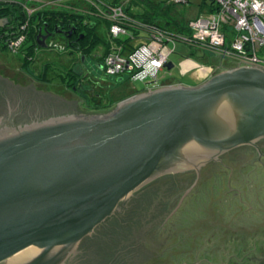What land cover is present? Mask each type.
<instances>
[{"label": "water", "instance_id": "obj_1", "mask_svg": "<svg viewBox=\"0 0 264 264\" xmlns=\"http://www.w3.org/2000/svg\"><path fill=\"white\" fill-rule=\"evenodd\" d=\"M81 114L0 134V264H65L145 185L253 145L264 136V69L148 91L109 120Z\"/></svg>", "mask_w": 264, "mask_h": 264}, {"label": "flooded vegetation", "instance_id": "obj_2", "mask_svg": "<svg viewBox=\"0 0 264 264\" xmlns=\"http://www.w3.org/2000/svg\"><path fill=\"white\" fill-rule=\"evenodd\" d=\"M57 26L58 25L55 26V29H52L53 26L51 24L49 28L39 29L37 34L39 39H36V36L35 45L33 47H27L31 43L26 44V37L24 41L17 46V50L12 52L9 48V44L17 32L16 25L4 17L0 18V73H2L5 78H0V134L8 132L11 134V132L20 131L26 127L36 125L37 122L45 118H47V120L43 122L57 120L59 119L57 115L61 112L72 113V115L66 116V118L75 117L78 113V108L85 111L81 114L83 119L86 118L90 120L98 118L109 120L118 114L120 102L138 95V93L136 94L130 91L125 85V82L123 88L118 89L122 84L116 85L111 81L109 85H106L104 79L101 77V81L98 77V83L95 84V87L99 85L97 92L109 93L114 99L123 95H127L128 97L109 107H102L99 103H93L92 100L94 98L100 99L102 94H91L94 88L89 87L88 74L94 73L90 70L89 65V63L94 64L93 59H91L92 56L91 58L88 57L81 61V67H79L81 74L77 79L80 85L78 89L69 87L71 81L66 82L64 85H59L56 77L57 71L51 70L52 68L56 69V66H53L50 62H54L57 57H61L66 60L67 66L70 67L74 63V59L80 54L83 55L84 52L79 47V41L83 39L82 37L80 38V36H82L81 34L79 40L78 38L76 40L75 34L77 32L74 28L66 26H60L58 28ZM44 36H47L46 40H44L46 47L42 48L39 46L38 42L42 41V37ZM76 44H78V46H76ZM11 58H13V60H10ZM47 62L52 66L50 65L51 67L49 66L50 68L47 69L48 71L44 73V79L47 81H43L41 71L44 63L48 64ZM183 62L180 66L181 72L184 74L187 72L184 71L185 67L182 66ZM221 65L214 63L212 56L205 55L203 64L197 63V66H203L208 70L200 73L197 68H193V70L189 71H195L192 74V77L197 82L195 85L185 86L180 83H174L163 86L181 85L185 88H197L206 83L214 75L225 70H231L223 69ZM216 66H219L221 69L219 70ZM163 70L167 69L165 68ZM13 78H15V81L11 80ZM106 80L107 79H105V81ZM116 89H118V91ZM151 90L153 91L155 89ZM55 117L57 118L54 119ZM249 165L252 167L251 171L256 170L258 172L255 173V175H264V136L257 139L253 145H242L222 153L219 155L218 160H211L203 164L198 172L194 169H189L171 176L184 179L192 178L194 180V186L197 187L210 185L215 188L220 187V189H228L230 186L231 188L242 190V187L246 184L245 180L247 179H245L243 170ZM194 186L192 185L191 189H193L192 187ZM144 189L137 194H142ZM124 201L119 203L115 212L105 222L99 224L92 233L85 236L77 244L73 251L67 254L65 264L133 263L135 257L139 256V253H128L127 250H120L118 247L114 249L118 239L115 240V236L106 230L109 227L107 224L109 219L113 217H122L123 211L126 210L125 207L129 200L126 202ZM169 217L170 216H168V218ZM131 235H133V233H131ZM130 241H134L132 236L130 237ZM119 242H121V240L118 241V243ZM145 243L146 242L143 244ZM133 247L134 246H132V248ZM111 249H114L113 253H110ZM163 263L162 261L158 264Z\"/></svg>", "mask_w": 264, "mask_h": 264}, {"label": "rangeland", "instance_id": "obj_3", "mask_svg": "<svg viewBox=\"0 0 264 264\" xmlns=\"http://www.w3.org/2000/svg\"><path fill=\"white\" fill-rule=\"evenodd\" d=\"M120 1L126 2V4L130 2V6L134 10L140 11L143 9L145 0ZM149 1L165 8L181 22L187 23L204 14L203 7L205 3L202 0H188L187 3L174 5L169 0ZM9 48L12 52L17 50V47ZM166 48L169 52H174L168 58V61L172 62L174 67L171 70L160 71L156 82L152 78L145 81L125 79V85L130 91H136L139 92L138 95H144L149 90L159 88L162 85L180 83L187 86L197 83L192 77L195 71L183 74L180 64L186 58L193 59L198 64H203L204 54L209 55L210 52L203 54L199 50L194 51L185 44L175 41L168 42ZM10 60H13V58ZM56 61L57 59L54 62ZM89 65L90 70L102 76L104 80L107 79L106 83L115 80V78L105 77L100 67L96 64L89 63ZM76 70H80L79 66H77ZM0 78H4L2 73H0ZM11 80L15 81V78ZM122 88L123 85L118 89ZM118 89L116 90L118 91ZM73 97L76 98L75 96ZM110 97L109 93H107V98L110 99ZM78 111L85 112L81 108H78ZM251 168L249 165L243 170L245 179H247L242 190L229 186L230 188L228 187V189L224 188V191L227 190L226 192L221 189V192H218L219 195L217 192L214 194V191H212L209 197L215 198L216 196L215 201L207 202V205L202 207L201 203L198 204V201H202V198L199 196L190 198L189 202H195L194 205L189 203L188 208L183 209L182 213L188 212L192 216L189 219V215L184 214L182 217L177 218L181 220L179 222L180 226L183 225V229L187 227L190 232L184 242L168 241L165 244L161 239V241H156L152 230L158 225L160 220L155 223L151 220L143 219L135 240V243H139V245H135L133 249L132 247L130 249L133 252L135 251V253H141L138 257H135L132 264H158L162 261L164 264H264V175H255L258 172L256 170L251 171ZM168 177L170 176L166 175L160 180ZM147 186L148 184L136 191L124 202L129 200L127 202L129 204L131 200L138 196L137 193ZM207 186L212 188L210 185ZM191 220L196 221L193 228L189 226L192 225ZM167 230L168 228H166L165 232ZM144 242L150 243L151 247L146 249L143 246ZM129 247L128 244L127 251H129ZM171 252L172 254L186 253L188 255L183 256L181 254L182 256L173 258L169 256Z\"/></svg>", "mask_w": 264, "mask_h": 264}, {"label": "trees", "instance_id": "obj_4", "mask_svg": "<svg viewBox=\"0 0 264 264\" xmlns=\"http://www.w3.org/2000/svg\"><path fill=\"white\" fill-rule=\"evenodd\" d=\"M104 1L113 5H119L121 3L120 0ZM171 4L174 5L175 3ZM125 11L131 18L137 20L138 23L147 25L149 26V28L133 26L129 28L130 32L132 33L131 38H112L109 34L108 22L106 20L98 18L96 15H85L77 12L66 13L47 9L36 12L32 16L27 17L22 9L15 4L9 5L0 3V18L4 17L8 21L16 25L17 32L14 36H17L19 34L20 25L23 22L28 21L26 44H31H29L27 47H33L35 45V38L38 34L39 29L46 27L49 28L51 24L53 26L52 29H55L56 25H58V28L60 26L74 28L77 32L75 34L76 40L77 38L79 40L80 34L82 35L83 39L79 41V47L84 53L83 55L80 54L78 57H76L74 59V63L70 67L67 66L66 60L61 57H57L56 62H50L53 66H56V69L52 68L51 70L57 71L56 77L57 81L59 82L58 84L64 85L66 84V82L71 81V85H69V87H75V89H78L80 86L77 79L81 73L80 70H76V68L77 66L81 67L80 64L82 63V59H86L88 57L91 58L92 56L91 59H93L94 64H96L101 69L103 67L106 56L112 50L118 48H122L125 50L135 49L140 45V43H137L136 39H149L150 35L156 33V30L162 34L172 37L174 41L180 43H183L181 42L180 36H185L187 38L190 37L191 33L186 26V22L179 21L173 16L171 12L167 11L160 5L154 4L149 0H145L143 2V9L140 11L134 10L133 7L130 6L129 2L125 7ZM76 46H78V44H76ZM213 61L217 65H220L218 60L213 59ZM50 63H44V66L42 68L41 73L43 81H47L46 79H44V73L48 71L47 69L52 66ZM221 68L232 69V66L231 64L227 63L222 64ZM221 68H219V70ZM98 77L99 80H101L102 76L96 74L95 72L88 74L89 87L94 88L91 91V94H102L100 99L94 98L92 100L93 103H99V105H101L102 107H109L114 103L122 101L123 99L128 97L126 95H123L116 99H114L113 97H110L109 99L107 98L106 93L97 92V88L99 87V85L95 87V84L98 83ZM124 80L125 79L123 77L115 78L113 82L116 85H124ZM104 82L106 81L104 80ZM106 85H109V83H106ZM160 87H163V85ZM134 93L137 94L139 92L135 91ZM193 182L194 180L192 178L184 179L177 176H171L166 179H159L155 182L150 183L144 189V192L142 194H139L135 199L131 200L129 204L126 205V210L123 211L122 217H113L108 220L109 222L107 224L109 227L106 230H108L115 236V240L118 239L116 241L117 244L114 249L118 247L120 250H126L129 244L130 247L128 253H133V251H131L130 249L132 246L139 245V243H135V236H137V234L139 233L138 229L141 227L143 219L149 221L151 220L155 223L157 222V220H160L158 221V225L152 230V232H154L153 235L155 236L156 241H159L161 239L165 242V244L168 241H186L188 234L190 233L189 229L187 227L186 229H183V225L180 226L179 223L181 222V220L177 218L182 217L184 214H188L189 219L192 216L188 212L182 213L183 209L188 208L189 203H193L194 205L195 202H189L190 198L196 196L202 198V201H198V204L201 203L200 205L202 207L204 205H207V202L215 201L216 196L215 198L209 197L212 191H214V194L217 192L218 195V192H221L220 187L214 189L213 186H211L212 188H210L207 185H203L202 187L194 186L192 187L193 189H191V191L185 196L179 208L175 210L181 197H183L184 193L191 188ZM222 190L224 191V189ZM203 201L205 202L204 204ZM190 213L192 214L191 210ZM168 216L170 217L168 218ZM191 222L192 225L189 226H192L193 228L196 221L191 220ZM166 228H168V230L165 232ZM131 233H133V235H131ZM131 236L134 239V241L132 242L130 241ZM120 240L121 242L118 243V241ZM143 246L146 249H149L151 247V244L146 242L145 244H143ZM114 249H111L110 253H113ZM179 254H172L171 252L169 256H172L174 258L175 256L180 257L182 255H188L186 253Z\"/></svg>", "mask_w": 264, "mask_h": 264}, {"label": "built area", "instance_id": "obj_5", "mask_svg": "<svg viewBox=\"0 0 264 264\" xmlns=\"http://www.w3.org/2000/svg\"><path fill=\"white\" fill-rule=\"evenodd\" d=\"M171 3H187L188 0H169ZM204 14L188 21L190 37L180 36L181 42L191 49L199 50L221 64H231L232 69H264V1L263 0H202ZM0 3L15 4L27 17L36 12L55 11L96 15L108 22L112 38L132 36L130 27L149 28L131 18L125 11L126 2L119 5L104 0H0ZM19 34L10 41L17 47L27 37L28 21L19 27ZM149 39L138 38L140 45L131 50H112L105 58L102 73L105 77L145 81L165 69L169 56L166 44L172 37L155 31ZM176 42V41H175ZM208 55V54H204ZM218 69L219 66H216ZM200 73L203 66H196ZM225 70V71H231Z\"/></svg>", "mask_w": 264, "mask_h": 264}, {"label": "crops", "instance_id": "obj_6", "mask_svg": "<svg viewBox=\"0 0 264 264\" xmlns=\"http://www.w3.org/2000/svg\"><path fill=\"white\" fill-rule=\"evenodd\" d=\"M192 60L190 58H186L185 61L183 62L182 66L185 67L184 69L185 72H189L190 70H193V68H196L197 62H194V60L193 61Z\"/></svg>", "mask_w": 264, "mask_h": 264}]
</instances>
